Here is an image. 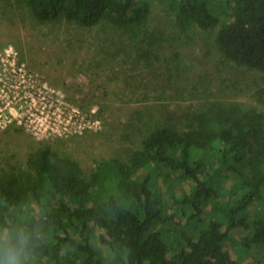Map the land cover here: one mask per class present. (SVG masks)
Listing matches in <instances>:
<instances>
[{
	"label": "trees",
	"instance_id": "1",
	"mask_svg": "<svg viewBox=\"0 0 264 264\" xmlns=\"http://www.w3.org/2000/svg\"><path fill=\"white\" fill-rule=\"evenodd\" d=\"M12 1L39 24H105L131 42L146 34L150 5ZM163 1L184 40L215 30L226 62L264 75V0ZM142 48L136 64L147 68ZM138 144L126 160L104 159L93 170L43 147L29 156L31 173H0V264H105L103 250L115 264H238L232 244L262 253L264 263V112L215 102Z\"/></svg>",
	"mask_w": 264,
	"mask_h": 264
},
{
	"label": "rangeland",
	"instance_id": "2",
	"mask_svg": "<svg viewBox=\"0 0 264 264\" xmlns=\"http://www.w3.org/2000/svg\"><path fill=\"white\" fill-rule=\"evenodd\" d=\"M6 1L0 0V173H31L29 156L43 147L86 170L104 159L126 160L151 130L183 124L215 102L264 112V75L226 62L215 49V30L196 29L193 42L184 40L163 0L149 1L146 34L134 42L105 24H39L26 7ZM141 47L151 55L147 68L136 64ZM127 78L136 83L132 91ZM231 249L238 264L263 260L240 244ZM103 251L105 264H115Z\"/></svg>",
	"mask_w": 264,
	"mask_h": 264
}]
</instances>
